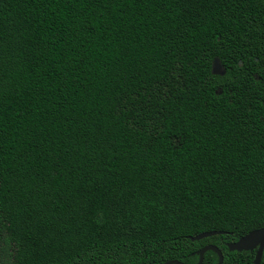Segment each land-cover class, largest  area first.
<instances>
[{"label":"trees","instance_id":"1","mask_svg":"<svg viewBox=\"0 0 264 264\" xmlns=\"http://www.w3.org/2000/svg\"><path fill=\"white\" fill-rule=\"evenodd\" d=\"M262 226L264 0H0V264H253Z\"/></svg>","mask_w":264,"mask_h":264},{"label":"water","instance_id":"2","mask_svg":"<svg viewBox=\"0 0 264 264\" xmlns=\"http://www.w3.org/2000/svg\"><path fill=\"white\" fill-rule=\"evenodd\" d=\"M221 232L222 231H218V230L202 231L195 235L190 236V238L200 239V238L218 234ZM227 247L229 250H238V251L255 249L253 264H260V259H261L262 251L264 248V226L252 229L248 231L247 233L238 237L236 240L229 241L227 243ZM208 249H212L217 253L218 255L217 264H222L223 254L221 250L212 243H208L200 248L198 261L195 264H201L203 260V254ZM162 264H186V263L178 259H169V260L164 261Z\"/></svg>","mask_w":264,"mask_h":264},{"label":"rangeland","instance_id":"3","mask_svg":"<svg viewBox=\"0 0 264 264\" xmlns=\"http://www.w3.org/2000/svg\"><path fill=\"white\" fill-rule=\"evenodd\" d=\"M212 68H213V71L216 72V73H220L222 72V68H221V65L219 64V62L215 59L212 63Z\"/></svg>","mask_w":264,"mask_h":264}]
</instances>
